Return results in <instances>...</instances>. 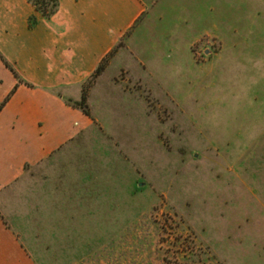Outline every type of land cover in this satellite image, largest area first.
<instances>
[{"label":"rangeland","instance_id":"obj_1","mask_svg":"<svg viewBox=\"0 0 264 264\" xmlns=\"http://www.w3.org/2000/svg\"><path fill=\"white\" fill-rule=\"evenodd\" d=\"M145 1L105 67L159 36L175 49L158 76L115 57L113 98L94 72L68 99L84 116L72 153L34 170L43 208L24 177L0 187L22 245L9 232L0 264H264V0Z\"/></svg>","mask_w":264,"mask_h":264},{"label":"crops","instance_id":"obj_2","mask_svg":"<svg viewBox=\"0 0 264 264\" xmlns=\"http://www.w3.org/2000/svg\"><path fill=\"white\" fill-rule=\"evenodd\" d=\"M58 2L57 11L46 17L37 12L28 0H0V101L15 89L0 112V187L8 184L5 188L9 189L24 177L27 186L25 200L32 210H40L43 208L41 203L45 202L43 196L39 197L38 181L31 185V180L36 177L35 168L49 161L53 153L68 149L80 131L79 121L84 115L70 105L68 99L81 97L85 81L135 23L147 4L145 0ZM33 14L37 16V23L31 27L29 17ZM134 36L133 42L140 39ZM140 36L142 41H147L143 35ZM173 38H177L175 33L159 36L154 41H164L166 46L150 45L149 51L145 52L138 48V56L131 53L132 57L128 53L122 55L126 49L117 51L93 90L99 87L100 97L107 94L113 98L112 93L107 92V86L116 75L109 76L108 70L115 57L119 56L120 70L141 64L145 74L158 76L160 60L175 49L171 45ZM91 99H96V95ZM68 150L72 153V149ZM64 172L71 175L66 169ZM66 178L60 181L63 194L72 185L81 187L79 178L73 181ZM7 189L0 190V197L3 192L4 196L14 199ZM15 230L8 227L3 232L0 228V254L13 245L9 232L16 236Z\"/></svg>","mask_w":264,"mask_h":264},{"label":"trees","instance_id":"obj_3","mask_svg":"<svg viewBox=\"0 0 264 264\" xmlns=\"http://www.w3.org/2000/svg\"><path fill=\"white\" fill-rule=\"evenodd\" d=\"M28 1L35 7L37 12H40L43 16L46 17H51L57 11L59 6L58 0H28ZM36 23H37V17L35 15H31L29 17V25L32 27L35 26ZM111 54L112 52H110L108 55ZM108 55L103 59L102 63L96 69L94 76H98L104 70L105 64L108 61ZM7 65L13 70V68L9 64ZM14 90L15 89L11 91V93L6 97L5 100L0 102V112L3 110L4 106L6 105L10 96L13 94Z\"/></svg>","mask_w":264,"mask_h":264}]
</instances>
